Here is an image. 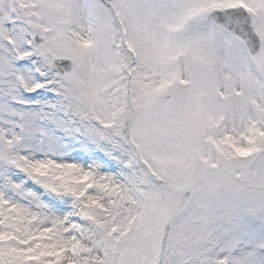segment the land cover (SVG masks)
I'll return each instance as SVG.
<instances>
[{"label": "snow or ice", "instance_id": "1", "mask_svg": "<svg viewBox=\"0 0 264 264\" xmlns=\"http://www.w3.org/2000/svg\"><path fill=\"white\" fill-rule=\"evenodd\" d=\"M0 264H264V0H0Z\"/></svg>", "mask_w": 264, "mask_h": 264}]
</instances>
